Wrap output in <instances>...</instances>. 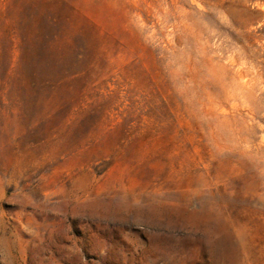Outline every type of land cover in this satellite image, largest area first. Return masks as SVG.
I'll list each match as a JSON object with an SVG mask.
<instances>
[{"label":"rangeland","instance_id":"374dc122","mask_svg":"<svg viewBox=\"0 0 264 264\" xmlns=\"http://www.w3.org/2000/svg\"><path fill=\"white\" fill-rule=\"evenodd\" d=\"M0 264H264V0H0Z\"/></svg>","mask_w":264,"mask_h":264}]
</instances>
